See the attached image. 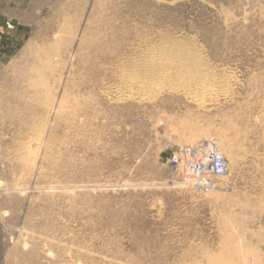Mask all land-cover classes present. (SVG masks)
<instances>
[{"label":"rangeland","instance_id":"rangeland-1","mask_svg":"<svg viewBox=\"0 0 264 264\" xmlns=\"http://www.w3.org/2000/svg\"><path fill=\"white\" fill-rule=\"evenodd\" d=\"M0 264H264V0H0Z\"/></svg>","mask_w":264,"mask_h":264},{"label":"built area","instance_id":"built-area-1","mask_svg":"<svg viewBox=\"0 0 264 264\" xmlns=\"http://www.w3.org/2000/svg\"><path fill=\"white\" fill-rule=\"evenodd\" d=\"M199 171L204 175L222 177L226 173V161L214 150L207 152L205 158L197 164Z\"/></svg>","mask_w":264,"mask_h":264}]
</instances>
